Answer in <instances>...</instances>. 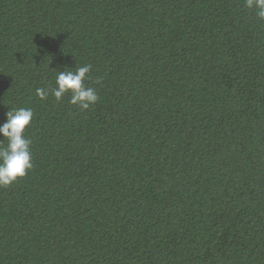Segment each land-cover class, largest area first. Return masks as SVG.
<instances>
[{
    "label": "trees",
    "instance_id": "trees-1",
    "mask_svg": "<svg viewBox=\"0 0 264 264\" xmlns=\"http://www.w3.org/2000/svg\"><path fill=\"white\" fill-rule=\"evenodd\" d=\"M83 64L95 105L36 96ZM11 107L33 110V167L0 187V264H264L244 0H0V124Z\"/></svg>",
    "mask_w": 264,
    "mask_h": 264
},
{
    "label": "clouds",
    "instance_id": "clouds-1",
    "mask_svg": "<svg viewBox=\"0 0 264 264\" xmlns=\"http://www.w3.org/2000/svg\"><path fill=\"white\" fill-rule=\"evenodd\" d=\"M247 9L252 10L258 20H264V0H244ZM91 65L75 66V70L59 71L55 76V86L38 87L36 96L46 100L52 95L57 102L70 95L69 103L81 111L89 109L99 100L97 90L89 86ZM96 83H100L98 77ZM34 116L26 107H11L5 113V121L0 124V187H6L24 177L32 169L31 139L25 135Z\"/></svg>",
    "mask_w": 264,
    "mask_h": 264
}]
</instances>
